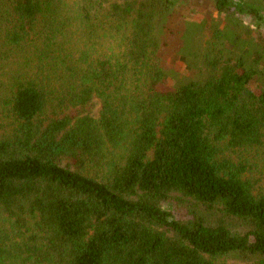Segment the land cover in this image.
Wrapping results in <instances>:
<instances>
[{
	"label": "trees",
	"instance_id": "obj_1",
	"mask_svg": "<svg viewBox=\"0 0 264 264\" xmlns=\"http://www.w3.org/2000/svg\"><path fill=\"white\" fill-rule=\"evenodd\" d=\"M210 1L0 0V264H264V0Z\"/></svg>",
	"mask_w": 264,
	"mask_h": 264
},
{
	"label": "rangeland",
	"instance_id": "obj_2",
	"mask_svg": "<svg viewBox=\"0 0 264 264\" xmlns=\"http://www.w3.org/2000/svg\"><path fill=\"white\" fill-rule=\"evenodd\" d=\"M197 2H198L197 3V9L199 8V9H202V10H207L208 7L210 6V3H211L210 0H197ZM190 10L192 11V9H190ZM200 15H201L200 12L196 13V11L195 12L193 11L192 14H188L187 13V17L186 18H188V16H189V18H201ZM174 60H176L175 57L172 58V61H174ZM175 62H178V60H176ZM221 261H225L228 264H242L243 263L240 260H238L237 258L235 259V258H231V257H226V258H224V260H221Z\"/></svg>",
	"mask_w": 264,
	"mask_h": 264
}]
</instances>
